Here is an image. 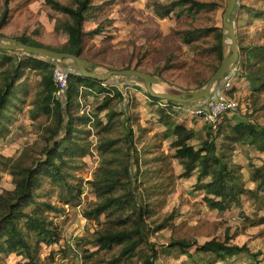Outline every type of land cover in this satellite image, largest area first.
Masks as SVG:
<instances>
[{
  "label": "rangeland",
  "instance_id": "rangeland-1",
  "mask_svg": "<svg viewBox=\"0 0 264 264\" xmlns=\"http://www.w3.org/2000/svg\"><path fill=\"white\" fill-rule=\"evenodd\" d=\"M5 1L0 0L1 38L11 42L26 36L53 50L65 49L67 34L55 30L57 19L63 16L51 9L45 0H10L7 7ZM60 1L75 6V0ZM150 1L94 0L84 29L89 32L100 26L102 31L93 37H86L83 56L94 64L92 70L100 74L127 68L151 73L158 78L154 84L158 92L188 94L203 88L221 65L216 52H205L216 45L217 40L211 34L198 41L195 48H190L176 31L223 27L227 0H200L214 2L217 8L192 16L172 15L164 19L157 17L149 5ZM158 1L166 3L169 0ZM261 12L264 13V0H237L232 13L240 57L232 66L234 80L231 96L238 102V108L227 114L219 132L216 130L212 134L220 149L224 134L230 131V124L247 121L264 128V91L255 88L263 83L257 76L264 74V59L258 60L248 53L249 48L264 46V16ZM230 54L227 41L225 56ZM6 55L15 59L27 57L19 50L0 52V61ZM57 62L66 68L76 67L69 60L51 61L52 64ZM6 67L7 63L1 65L0 73ZM41 83V73L27 70L18 82L20 88L17 96L13 97L14 104L8 109L0 134V194L15 188L10 172L15 161L23 159L31 164L40 158L46 159L45 148L53 143L49 141L50 127L55 122L52 117L36 112L34 104L35 101L38 103L37 93ZM21 85L25 92L20 91ZM104 86L111 90L110 109L119 113L115 126L104 131L101 126L93 124L94 120L87 125L77 124L83 132L76 141L89 148V153L69 161L65 167L67 184L46 178L42 188L36 191L40 203L47 202L59 209L57 212L45 211V215L57 225L60 234L58 243L50 246L40 243L36 256L38 263L110 264L120 256V245L101 250L93 244L99 231L118 227L115 216L102 214L98 218H88L87 212L100 201L90 181L95 178L105 157L120 156L116 153L102 154L98 149L100 142L111 138L126 139L128 130L122 125L124 122L134 132L131 155L133 188L130 189L137 198L136 203L146 209L144 220L148 241L158 251L155 263L264 264V188H258L259 178L255 177L256 169L264 165V151L260 150V146L235 143L229 150H223L233 162L242 166L245 187L253 192L244 195L239 205H233L226 211L210 208L204 200L203 191L197 189L198 173L189 178L183 176L182 165L175 157L171 144L174 137L166 135V128L160 122L158 109L167 107L168 101L151 99L144 81L136 77L116 76L105 81ZM104 99L105 93L85 90L83 96L77 99L73 111L76 115L85 114L93 119L99 116L106 124L108 110L99 109ZM200 103H207L206 98L168 107L174 113L176 123L194 129L196 134L190 144L197 147L211 130L192 113ZM61 139L62 134L56 137V140ZM119 145L126 149L128 143L122 141ZM126 191L128 188L122 193ZM163 224L165 227L160 229L159 225ZM179 239L197 244L188 253H182L179 247L171 246ZM212 239L247 247L250 252L225 256L198 252L205 242ZM149 254V247L143 244L138 253L117 264H145V257ZM26 263L27 260L20 255L0 253V264Z\"/></svg>",
  "mask_w": 264,
  "mask_h": 264
},
{
  "label": "trees",
  "instance_id": "trees-1",
  "mask_svg": "<svg viewBox=\"0 0 264 264\" xmlns=\"http://www.w3.org/2000/svg\"><path fill=\"white\" fill-rule=\"evenodd\" d=\"M45 1L51 9L63 16V18L57 19L55 30L62 31L68 36L65 49L56 51L69 52L83 57L86 37H93L102 31L100 26L89 32L84 29L88 12L93 9L94 0H75V6H69L60 0ZM9 3L10 0L5 1L6 7ZM149 5L160 19L172 15H176V17H181L183 14L192 16L217 8V4L214 2L200 0H169L166 3L152 0ZM260 14L264 16V13ZM176 33L190 48H195L198 41L214 34L217 44L205 52H216L221 64L227 58L223 27L189 28L176 31ZM17 40L28 45L48 48L31 37L21 36ZM0 52L9 51L0 49ZM248 53L259 58L258 60H263L264 46L249 48ZM26 55L27 57L24 59H15L10 55L1 57L0 66L7 63V67L0 73L2 80L0 84V134L5 126L4 121L8 117V109L14 104L13 97L17 96L20 88L18 82L27 70L36 71L41 73L42 83L41 89L37 93L38 103L35 101L34 104L36 112L52 117L55 122L54 126L50 127L51 139L49 141H53V143L45 148L46 159L40 158L31 164L26 163L23 159H18L10 167L15 188L0 194V253L6 255L14 253L24 257L27 260L26 264H39L36 256L40 243L50 246L60 240L57 225L48 219L45 211L57 212L59 209L47 202L40 203L36 198V191L42 188L46 178H51L56 183L67 184L68 176L65 167L69 165V161L74 160L76 156L85 157L89 153V148L76 141L80 137L79 134L83 132L82 129H78L77 124L87 125L94 120L93 124L97 127L101 126L102 130H112L119 113L110 109L111 90L104 86L105 81L83 77L79 70L78 74L70 76L66 101L58 99L55 95L57 86L53 79V64L51 63L52 60L57 59L37 54L26 53ZM257 77L263 80V83L255 85V88L264 91V74ZM85 90L105 93L104 103L99 109L101 111L108 110L106 124L99 116L93 119L85 114L76 115L74 113L77 99L81 95L83 96ZM20 91L25 92L23 85H21ZM148 96L158 101L149 94ZM168 104L167 107L158 109V115L160 122L166 128V135L174 137L171 144L175 149V157L182 165L183 176L189 178L195 172L198 173L197 189L203 191L204 200L210 208L226 211L233 205H239L242 197L253 191L245 187L242 166L233 162L229 154L223 150H229L235 143H250L260 146V150L264 151V128L247 121H239L235 125L230 124L228 125L230 131L224 134L223 147L220 149L212 135L214 130L209 125L211 130H209L207 138L197 147L190 144L196 134L194 129L176 123L174 113L169 109L178 103L168 101ZM122 125L128 130L125 133L126 139L122 140L124 143H128L126 149L119 145L122 142L119 138L100 142L98 149L102 154L116 153L120 156H112L110 159L105 157L95 178L90 181L100 201L87 212L88 218H98L102 214L114 215L118 227H109L99 231L93 244L101 250L111 249L116 245L122 247L120 256L113 259L110 264L120 263L121 260L135 255L138 253V248L144 244L150 249V254L145 257V264H156L154 258L158 251L148 241V230L144 220L146 209L136 203L137 198L133 190L130 189L133 188L131 155L134 150V132L129 127L127 128L124 122ZM61 134L62 139L56 140V137ZM255 177L259 178L258 188L263 189L264 165L256 169ZM127 188L128 191L122 193V190H127ZM164 227V224L159 225L160 229ZM196 244L195 241L179 239L173 241L171 246L179 247L182 253H188V250ZM198 252L225 256L250 251L247 247L229 245L227 242L212 239L205 242Z\"/></svg>",
  "mask_w": 264,
  "mask_h": 264
},
{
  "label": "water",
  "instance_id": "water-1",
  "mask_svg": "<svg viewBox=\"0 0 264 264\" xmlns=\"http://www.w3.org/2000/svg\"><path fill=\"white\" fill-rule=\"evenodd\" d=\"M237 0H227V7L223 14V28L225 29L224 39L229 42L231 54L222 62L220 67L208 79L206 85L198 90L192 91L188 94H173L158 92L154 88V84L158 82V78L151 73L141 71L138 69H112L103 74L94 72L92 63L84 57L76 56L69 52H60L46 47H37L25 44L19 40H12L11 42L0 37V49L7 51H23L27 54H37L54 58L57 60L72 61L78 68L80 74L86 78H92L101 82L108 81L113 77L130 76L136 77L144 81L147 93L158 100L173 101L179 104H190L200 99L207 98L211 93L213 86L223 80L231 71L232 66L235 65L240 57L238 48V41L236 37V30L231 20Z\"/></svg>",
  "mask_w": 264,
  "mask_h": 264
},
{
  "label": "built area",
  "instance_id": "built-area-1",
  "mask_svg": "<svg viewBox=\"0 0 264 264\" xmlns=\"http://www.w3.org/2000/svg\"><path fill=\"white\" fill-rule=\"evenodd\" d=\"M233 70L232 68L223 80L213 86L209 97L206 98L207 103L196 105L192 111L205 124L212 126L214 131L219 129L227 114L238 108V102L231 96L234 80ZM78 73V69H68L60 62L53 64V79L57 86L55 95L58 99L66 101L70 76Z\"/></svg>",
  "mask_w": 264,
  "mask_h": 264
},
{
  "label": "crops",
  "instance_id": "crops-1",
  "mask_svg": "<svg viewBox=\"0 0 264 264\" xmlns=\"http://www.w3.org/2000/svg\"><path fill=\"white\" fill-rule=\"evenodd\" d=\"M83 54H85V47H84V53ZM84 57V56H83ZM85 58V57H84ZM85 59H87V58H85ZM87 60H89V59H87ZM90 61V60H89ZM91 62V61H90ZM92 63V62H91ZM54 64V63H53ZM92 65L94 66V64L92 63ZM68 68H72V66L71 67H68ZM74 69H78L77 67L75 68V66L73 67Z\"/></svg>",
  "mask_w": 264,
  "mask_h": 264
}]
</instances>
